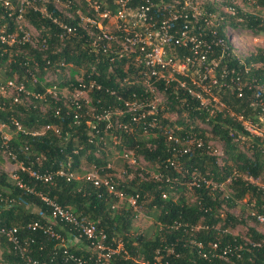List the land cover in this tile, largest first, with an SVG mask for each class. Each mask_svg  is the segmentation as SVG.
I'll return each instance as SVG.
<instances>
[{"label": "trees", "instance_id": "1", "mask_svg": "<svg viewBox=\"0 0 264 264\" xmlns=\"http://www.w3.org/2000/svg\"><path fill=\"white\" fill-rule=\"evenodd\" d=\"M163 1L170 7L183 4V0H179L178 4L176 0ZM154 3L151 14L157 26L166 14L161 11L160 0ZM256 5L264 11V0H257ZM230 6L235 8L234 16L223 12L224 8ZM48 7L52 9L51 5ZM54 14L58 12L54 11ZM211 15H215V18ZM220 17L223 19L218 21ZM26 18L37 29L45 28L39 42L44 39L46 46L32 48L26 44L9 48L0 45V71L3 70L5 74L2 80L16 75L28 91L42 93L50 85L73 89L72 86L78 84L76 77L81 76L85 83L95 80L100 88L89 94V101L81 99L79 109L73 104L67 107L61 96L55 99L47 95L46 100L23 98L29 101L26 105L0 99L7 105V109L0 111V116L8 124L14 117L28 129L38 131L45 125L60 128V135L51 131L34 137L13 135L9 148L16 157L25 166L41 172L64 169L76 176L71 180L56 177L52 183H43L26 173H20L25 185L32 190L29 191L18 188L7 173L0 170V228L16 229L20 245L26 249L22 255L5 234L0 233L2 263L72 264L67 255L74 254L84 259V264H92L89 259L91 253L84 240L78 247L67 244L65 254V248L60 247L54 238L40 230L31 232L27 229L29 222L52 223L49 208L38 196L40 193L70 208L79 219L95 222L108 239L122 240L129 258H114L112 264H150L158 250L167 264H264V234L255 227H248L245 236L233 234L231 230L244 221L238 218L240 211L239 215L230 213L238 202L247 199L250 203L247 218L255 221L250 216L251 209L264 215V187L242 178H262L264 181V142L250 137L231 115L240 114L245 119L259 122L256 94L264 103V50L258 49L239 59L233 54V46L226 35L227 28L232 32L241 29L254 35L264 34V19L241 11L234 0H221L219 3L205 2L200 15L192 20L193 31L199 40L222 42L223 45L213 46V52L208 53L206 62L219 61L216 76L219 77L224 68L227 71L226 80L231 84L217 93L223 104L222 109L212 110L211 106H202L198 100L187 95L177 87L176 82L168 84L165 90L163 83L158 84L165 98L164 110L159 108L156 115L158 122L180 139L193 134L202 143L200 147L195 146L187 154L178 156V150L182 149L180 143L167 141L161 131L150 128L144 131L140 124L134 125L132 132L118 127L119 124L128 123L129 116L114 115L116 109H122L123 103L116 96H110L109 92L114 90L126 98L130 92L138 90L137 86L124 82L125 78L129 80L132 71V67H125L126 60L110 61L111 54L101 51L91 53L89 46L84 44V37L61 42L55 35L56 26L31 9L27 10ZM184 23V19H178L173 29L181 28ZM77 30L83 33L82 29ZM56 72L58 76L55 81H45L46 75ZM32 76L36 77V84L32 83ZM237 76L242 85L240 95L236 85L230 82L231 78ZM40 103L47 105L46 111L40 110ZM92 109L97 114L109 111V120L95 122ZM171 114H174L172 119ZM75 115H78L77 119ZM93 123L98 132L90 130ZM174 125L180 126V129H174ZM210 140L220 145L222 156L212 154ZM115 152L122 159L127 152H131L136 159L142 157L153 168L152 174L148 177L147 170L143 173L138 168V174L130 180L125 175L117 177L108 161L110 154ZM83 163L91 165L92 170H96L100 176L112 175L114 184L126 196L138 194L135 207L124 200L121 202L126 203L127 207L119 208L116 202L120 201L85 181L83 176L89 171L81 169L82 175L79 177L76 171ZM130 169L127 168L126 175L131 172ZM233 172L241 176L234 177ZM193 177H204L210 184L198 182L189 187L188 182ZM229 178L231 182L227 184ZM188 188L192 190L193 199L183 195ZM146 195L149 198L148 215L154 217L151 236L147 235L148 232L133 234L131 231L135 215L132 209L141 207ZM225 208H228V212L224 211ZM51 225L57 233L65 236L61 229L65 226ZM198 225L207 228L197 230ZM222 230L227 232L223 233ZM194 240L201 242L205 249L211 242L229 245L227 261L203 258L191 243ZM167 248H171L173 254L167 253Z\"/></svg>", "mask_w": 264, "mask_h": 264}, {"label": "built area", "instance_id": "2", "mask_svg": "<svg viewBox=\"0 0 264 264\" xmlns=\"http://www.w3.org/2000/svg\"><path fill=\"white\" fill-rule=\"evenodd\" d=\"M155 0H0V45L6 47L19 48L26 44L32 48H44L46 45L43 39L39 42V36L45 28L37 29L27 18V10L40 14V17L48 20L57 28L56 37L64 42L72 38H85V45L89 46L92 53H108L111 54L110 61L126 60L125 67H132L131 76L125 83L129 86L138 87L137 92H130L127 97L117 94L114 90L109 92L110 96H116L123 103L122 109H116L114 115L129 116L128 123L119 124L118 127L132 132L134 125L140 124L146 129H156L161 131L167 141L180 143L182 149L178 150V156L187 154L192 148L200 147L201 140L193 134H187L180 139L171 131L163 127L156 115L164 110L163 102L165 100L163 91L159 89L158 84H164V90L170 83L176 82L177 87L183 89L187 95L196 99L202 106L215 105L222 109L223 104L220 102L217 93L229 87L226 80L227 71L223 68L219 77L216 76V68L219 61L212 60L206 62L208 53L213 52V46L223 45L220 40L207 43L199 40L195 35L192 20L200 15L201 10H197L193 6V0H183V4L179 7L160 0L162 3L161 11L165 12L163 20L157 26L155 25L154 16L151 14L152 7L155 6ZM179 0H176L178 4ZM247 3L256 4L257 0H240ZM51 5L52 9H49ZM57 11L58 14H54ZM225 14L234 16L235 8L226 7L223 9ZM214 19L215 15H211ZM178 19H184V25L181 28L173 29V24ZM220 17L218 21H221ZM187 23H190L188 25ZM78 28L83 33H78ZM226 35L232 45L235 37L230 29H226ZM42 44V45H41ZM187 52V53H186ZM57 72L52 75H46L45 81L52 83L57 79ZM77 86L70 89L67 86L58 88L56 85H50L44 88V92L28 91L22 81H18L15 75L11 79H0V99H6L12 104H22L23 98L33 97L35 99L46 100L47 95L58 99L63 98L67 107L76 105L79 109V101L81 99L89 101L90 93L99 89L100 86L95 80L85 83L82 77H76ZM240 78L234 77L230 82L236 85L238 94H241L242 85ZM32 83L36 84L37 79L32 76ZM257 105L260 110L258 115V123L245 119L243 115H234L235 119L241 124L242 128L250 137H256L264 142V134L260 130V123L264 120V103L260 100L259 94ZM7 109L4 101L0 102V111ZM92 117L95 122L107 121L110 117L109 111L101 113H93ZM58 113V111H56ZM165 117V113L162 112ZM78 115L74 118L77 119ZM171 118V117H170ZM172 119V118H171ZM148 124V125H147ZM95 123L91 124L90 130L97 131ZM176 130L180 126L174 125ZM7 131H12L8 134ZM53 132L60 135V128L54 125H45L40 130L28 129L23 126L18 119L11 117L10 123H6L0 116V158L6 161V164L13 166L9 170L3 166L2 171L6 172L10 180H12L18 188L29 189L22 180L20 173H26L29 177L43 183H52L56 177H63L66 180L75 179L76 176L67 173L64 169L55 171H38L31 167L25 166L16 155L10 150L9 142L13 135L22 134L25 136H38L46 132ZM90 134V132H89ZM182 154V155H181ZM131 152L123 154L124 159L131 158ZM171 160V159H169ZM174 165L173 162H170ZM234 177L241 176L237 172H233ZM85 181L92 183L93 186L102 190L104 194L116 198L118 201L126 200L131 207H135L138 194L126 196L125 193L118 189L112 180V175L100 176L96 170L89 171L83 176ZM252 184H257L256 179L252 177L242 176ZM203 182L210 184L204 177H193L188 182L189 187ZM231 182V178L227 180V184ZM264 187V186H263ZM40 200L49 208V220L52 223L63 225L64 234L71 235L70 239L56 232L51 222L42 223L40 221L29 222L27 229L31 232L37 230L49 235L59 242V246L65 248L66 254L67 244L72 241H85L88 251L91 253L89 259L92 264H112L114 258H129V253L125 249L122 240L108 239L107 234L102 228H98L95 222L79 219L77 215L68 207H63L53 199L38 193ZM164 198L165 195L163 194ZM250 216L255 219L259 225H264V215L254 210H250ZM207 226L198 225L197 230ZM226 233L227 230H222ZM0 233L5 234L8 241L14 245L15 249L24 255L26 249L20 245L16 229L0 228ZM264 234V232H262ZM264 243V240L262 241ZM200 256L207 260L214 258L227 261L230 252L229 245H223L219 242H211L207 249L198 241H191ZM167 253H172L171 248H167ZM72 264H84L85 260L74 254L67 255ZM140 264H148L139 262ZM35 264V262H34ZM150 264H167L164 261L160 250L156 251L154 260Z\"/></svg>", "mask_w": 264, "mask_h": 264}, {"label": "rangeland", "instance_id": "3", "mask_svg": "<svg viewBox=\"0 0 264 264\" xmlns=\"http://www.w3.org/2000/svg\"><path fill=\"white\" fill-rule=\"evenodd\" d=\"M207 1H212L215 3H219L221 2V0H193V6L199 11L203 8V5L205 4V2ZM235 4L239 7V9L243 12H247V13H251V14H255L258 15L259 17H262L264 19V11L258 7L256 4H252V3H247V2H243L240 0H234ZM235 30V29H234ZM233 35L235 37V40L232 43L233 46V54L236 55L239 59H244L247 56H249L250 54L256 52L258 49H263L264 50V34H260V35H254L252 34L250 31L247 30H235V32H233ZM5 74L3 73V70L0 71V79H4ZM79 77V76H77ZM27 100L23 99L22 100V104L26 105L27 103H29V101L25 102ZM218 107L213 105L212 109H217ZM40 110L41 111H46L47 110V105L40 103ZM171 118L174 117V114H171L170 116ZM260 130L263 132L264 134V120L262 123H260L259 126ZM8 134H11L12 131H7ZM209 145L211 147V151L212 154H215L217 156H222V148L220 147V145L218 143H215V141L210 140L209 141ZM109 163L110 166L113 168V173L117 176V177H127V180H130L131 178H133L134 176H136L139 172V170H137L138 168H141L143 170V173H145V170H147V175L146 176H150L152 174V170L153 168H150L149 165H147L146 161L142 159V157H138L137 159L132 156L131 158L128 159H122L121 155L115 153L110 154L109 156ZM6 167L7 170H9L10 168H12L13 166L8 165V163L6 164V161L0 158V170L1 168ZM131 168V172H129L126 175V171L127 168ZM84 170L86 171H93L91 168V165L88 164H82L81 167L76 171L77 175L80 177L82 174L80 171ZM142 172V171H141ZM125 175V176H124ZM256 182L260 185V186H264V181L262 178H258L256 179ZM179 194H176V196H178ZM185 197L187 199H193V195H192V190L191 189H187L184 194ZM175 196V197H176ZM174 197V199H175ZM146 200L142 203L141 207H136V209H132L135 213L134 217H133V221H132V233H145L148 232V236H151L153 229L152 228V224L154 223V217L149 216L148 215V206L147 203L149 201V198L146 195ZM242 201V202H241ZM240 202H238V205L236 206L235 209L231 210L230 213L234 214V215H239V211H240V219H242V221H244L243 223L238 224L234 229H232V233L233 234H239L241 236H245L248 227H255L257 228L259 231L264 232V225H259L258 223H256L254 220H251L248 217V213H249V206L250 203H248L247 199L241 200ZM117 206L119 208L125 207L126 203L124 202H116ZM127 207V206H126ZM225 212H228V208L224 209ZM66 238L71 237V235L66 234L65 233ZM83 242H76V241H72L71 243H68V245L73 246V247H78L80 245H82ZM1 253H2V248L0 246V264H3L1 261Z\"/></svg>", "mask_w": 264, "mask_h": 264}]
</instances>
